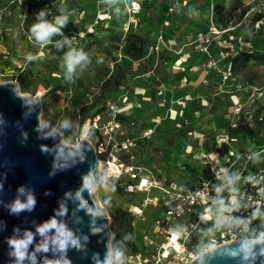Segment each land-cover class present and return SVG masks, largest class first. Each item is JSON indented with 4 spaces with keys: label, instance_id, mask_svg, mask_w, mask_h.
I'll return each mask as SVG.
<instances>
[{
    "label": "rangeland",
    "instance_id": "obj_1",
    "mask_svg": "<svg viewBox=\"0 0 264 264\" xmlns=\"http://www.w3.org/2000/svg\"><path fill=\"white\" fill-rule=\"evenodd\" d=\"M2 1L5 6L0 13V82H13L17 94L38 101L39 124H51L62 142L76 145L82 126L77 124L74 112L80 104L93 99L103 89L106 74L113 73L112 80L119 78V83L105 98L113 112H103L92 122L106 148L100 161L113 144L128 138L135 143L128 150L133 165L147 168L156 177L165 172L169 176L179 174L186 186L211 178L212 171L204 163V155L211 151L215 154L214 169L231 160L230 150L258 152L251 168L255 169L261 161L264 140L258 143L254 139H264L263 125L256 130V125L264 120V65L250 61L244 70L235 73L230 61L239 47H245V41L264 37V24L260 29L254 27L264 0L262 5L259 0H244L224 28L219 27L214 13L209 15L210 0H53L46 6L47 20L51 22L62 14L69 19L62 35L54 34L47 45L20 28L19 20L25 11L21 0ZM132 2L139 4L138 11L130 9ZM190 18V30H185ZM211 24L223 30L218 37L208 34ZM129 31L149 39L154 52L149 49L148 57L137 60L124 55L120 38ZM65 37L72 41L70 46L63 43ZM206 37L210 42L205 43ZM56 42H60V47ZM205 44L208 55L199 54L194 61V49L197 52L199 45ZM69 47L82 49L89 56L70 76L63 61ZM176 49H182V54L172 51ZM164 50L170 58L161 64L156 53ZM223 73L229 76L224 78ZM44 81L50 87L59 84L64 88L46 92ZM115 113L124 118L114 117ZM85 139L94 147L99 144L96 135ZM239 140V146H226ZM218 144L220 149H228L220 152ZM125 153L118 152V156L124 159ZM244 164L239 161L235 170H241ZM101 170L99 164L98 176L89 179L88 185L107 216L112 264L111 210L116 207L130 211L147 194L114 193L102 182ZM231 180L227 177L223 181L227 184ZM155 214L145 208L143 216L136 217L135 237L146 228L151 232Z\"/></svg>",
    "mask_w": 264,
    "mask_h": 264
},
{
    "label": "water",
    "instance_id": "obj_2",
    "mask_svg": "<svg viewBox=\"0 0 264 264\" xmlns=\"http://www.w3.org/2000/svg\"><path fill=\"white\" fill-rule=\"evenodd\" d=\"M39 112L0 82V264H109L107 216L88 185L99 170L94 146L62 142ZM188 264H264V240L224 243Z\"/></svg>",
    "mask_w": 264,
    "mask_h": 264
},
{
    "label": "built area",
    "instance_id": "obj_3",
    "mask_svg": "<svg viewBox=\"0 0 264 264\" xmlns=\"http://www.w3.org/2000/svg\"><path fill=\"white\" fill-rule=\"evenodd\" d=\"M259 2L263 4V0ZM139 8L137 2L130 5L132 11H138ZM213 13V0H210L209 15ZM258 13L260 17L254 23L255 29H260L264 24V5L262 8L260 6ZM222 31L214 24L208 28V34L216 37ZM204 41L208 43L210 39L206 37ZM230 51H233L232 47ZM199 54L208 55L206 44L199 45ZM228 76L223 73L224 78ZM89 129L90 125L84 123L79 138H86ZM134 145L127 138L119 144H113L106 151L104 159L99 160L102 174L107 178L126 176L132 181L125 185V191L147 194L130 208L132 215L142 217L145 208L157 211L151 232L146 228L139 233L142 250L129 255L126 264H188L212 247L242 239H260L261 234H264V146L260 149L261 161L256 168L245 169L243 166L241 170H235L228 184L223 180L233 165L257 158L258 152L234 153L230 150L229 154L233 155L231 160L224 167L218 166L216 169L213 168L210 155L205 154L204 163L212 171L211 178L186 186L174 180L165 181L147 168L133 165L129 161L132 155L128 154V150ZM94 149L97 155H101L106 148L101 141ZM118 152H126V160L118 156ZM214 210L218 211V215L213 216Z\"/></svg>",
    "mask_w": 264,
    "mask_h": 264
},
{
    "label": "trees",
    "instance_id": "obj_4",
    "mask_svg": "<svg viewBox=\"0 0 264 264\" xmlns=\"http://www.w3.org/2000/svg\"><path fill=\"white\" fill-rule=\"evenodd\" d=\"M9 1H12L11 3H17L20 0ZM52 1L53 0H21V4L25 7V11L22 13L19 20L20 28L25 32H30L31 25L37 22L36 16L38 15V13L40 11H45L47 13L48 10L46 6ZM242 2H244V0H213L214 15L219 27L224 28L228 25L233 15L241 7ZM4 6L5 5L3 1L0 0V13H2V8ZM47 18L48 15L45 16L46 20ZM192 21V18L187 21L186 26L184 27L185 30H190ZM120 39L122 52L124 53V55L131 59H141L146 55L148 57L149 49L150 52H154L153 44L151 43V41L138 33L129 31L124 33ZM245 42V47H239L236 51V54L231 58L230 61V69L235 73L237 71L239 72L244 70L246 65L250 61H257L264 65V52L262 51V49H264V37L259 38L255 41ZM202 55L204 56V54ZM156 56L158 60H160L161 64H163L170 58V55L165 50L158 51L156 53ZM163 67L167 68L164 65ZM112 74L113 73H107V77L103 80L102 83L103 89L93 99L87 100L86 102L80 104L74 112V118L77 124L79 126H82L84 123L88 122L90 125L88 135L91 137L92 135H96L98 142L102 140V136L99 134L96 128L92 127V122L94 118H96L103 112L111 114L113 112L111 106L105 103V98L114 91L116 84L119 83V78L112 80ZM178 78H181V74L178 75ZM21 79L22 77H19V83L21 86H23V82L21 81ZM77 82H79V85H81V82L79 80ZM43 85L46 89V92L49 93H53L57 90H63L64 88L63 85L59 84L50 87V84L45 81L43 82ZM113 116L118 119L124 118L121 115H117L116 113L113 114ZM260 125H263L264 128V120L262 124L258 123L256 125V130L260 128ZM250 130L251 132H254L255 128H250ZM263 140L264 139H254V141L258 143H261ZM97 157L98 159H101V155H97ZM124 160H126L125 156ZM255 162L256 159H253L246 162L243 166L245 167V169H247ZM235 168V165H233L226 177H229V179L232 178L235 173ZM100 178L102 182L105 183L111 189V191L116 194L126 193L133 196H136V194H140L137 192L129 193L125 191V185L132 182L128 180L126 176H123L121 178H107L104 174H100ZM141 200L142 198L140 199V201ZM155 213L156 216L157 211H155ZM135 219L136 217L132 215L129 210H122L116 207L111 210V224L114 230V234L111 239V250L113 255L112 264H125L126 258L129 255H134L135 253L142 250L143 246L139 241V238L135 237V234L137 232Z\"/></svg>",
    "mask_w": 264,
    "mask_h": 264
},
{
    "label": "clouds",
    "instance_id": "obj_5",
    "mask_svg": "<svg viewBox=\"0 0 264 264\" xmlns=\"http://www.w3.org/2000/svg\"><path fill=\"white\" fill-rule=\"evenodd\" d=\"M47 13L45 11H40L36 16V21L30 27V32L35 40L47 45L51 43L50 37L54 34L62 35V28L66 26L68 22V15H60L55 17L51 22L45 19ZM64 44L71 45L72 41L67 37L64 38ZM56 46L60 47V42H56ZM32 57H29L31 59ZM89 56L81 49L77 50L76 48L69 47V50L63 57L64 67L66 68L69 76L77 69V66L81 65L82 62H87ZM260 240H264V234H261ZM258 242V241H256ZM17 249L21 248L22 244H17ZM246 251H250V246L246 247Z\"/></svg>",
    "mask_w": 264,
    "mask_h": 264
},
{
    "label": "crops",
    "instance_id": "obj_6",
    "mask_svg": "<svg viewBox=\"0 0 264 264\" xmlns=\"http://www.w3.org/2000/svg\"><path fill=\"white\" fill-rule=\"evenodd\" d=\"M173 34H174V32H173ZM168 49H170V48H168ZM173 52H175V53H177V54H182V49H180V50H178V49H176V50H172ZM195 56H196V58H195ZM192 59L195 61V60H197L198 59V55H197V52H195V49H194V53H193V55H192ZM184 60V62H186L185 61V59H183ZM180 79V78H179ZM241 142L242 141H232V142H229L228 144H226V146H229V147H232V146H235V145H240L241 144ZM228 149V148H227ZM227 149H225V148H223V149H220V146L218 147V149L217 150H219L220 152L221 151H226ZM207 155V154H206ZM209 155H210V157L211 158H214V156H215V154H214V152L213 151H211L210 153H209ZM165 157L164 158H166L168 155H167V153H165V155H164ZM179 174H176L175 176H173V175H168V173L167 172H165V174H163V175H160V178H162V179H164L165 181H167V180H174V181H176V182H178V183H180V184H183V185H186V182H182V180H180L179 179ZM227 178V177H226ZM228 184V183H227ZM216 215H218V211H216V210H214V213H213V216H216Z\"/></svg>",
    "mask_w": 264,
    "mask_h": 264
},
{
    "label": "bare ground",
    "instance_id": "obj_7",
    "mask_svg": "<svg viewBox=\"0 0 264 264\" xmlns=\"http://www.w3.org/2000/svg\"><path fill=\"white\" fill-rule=\"evenodd\" d=\"M100 164V167H101V163H99Z\"/></svg>",
    "mask_w": 264,
    "mask_h": 264
}]
</instances>
